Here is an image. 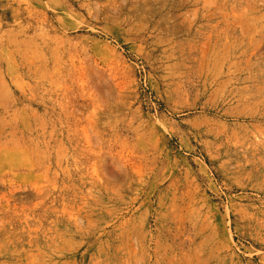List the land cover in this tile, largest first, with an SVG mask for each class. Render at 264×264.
Returning a JSON list of instances; mask_svg holds the SVG:
<instances>
[{
  "label": "rangeland",
  "instance_id": "374dc122",
  "mask_svg": "<svg viewBox=\"0 0 264 264\" xmlns=\"http://www.w3.org/2000/svg\"><path fill=\"white\" fill-rule=\"evenodd\" d=\"M0 264H264V0H0Z\"/></svg>",
  "mask_w": 264,
  "mask_h": 264
}]
</instances>
